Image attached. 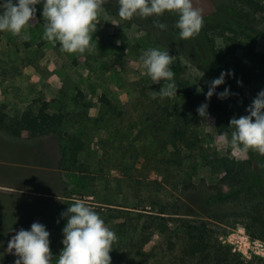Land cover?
<instances>
[{"label": "rangeland", "instance_id": "obj_1", "mask_svg": "<svg viewBox=\"0 0 264 264\" xmlns=\"http://www.w3.org/2000/svg\"><path fill=\"white\" fill-rule=\"evenodd\" d=\"M256 1L264 7V0ZM192 2L204 23L200 33L187 40L180 39L175 13L125 20L118 15V0H104L91 47L82 54L64 52L59 42L44 37L42 4L36 5V17L26 32L0 31V111L6 122L14 124L25 112L37 114L43 103L45 113L61 115L51 136L57 148L50 152L57 150L62 163L49 176L52 190L66 199L57 203L61 207L58 218L50 214L47 225L43 219L54 258L64 247L66 218L61 213L74 201L83 200L116 233L111 264L125 261L127 235L114 226L135 216L127 210L140 214L138 218L147 226L137 234L143 239L140 256L145 264L155 260L150 251L159 238L157 228L162 226L156 215L171 219L176 211L218 225L221 243L244 259L264 264V240L251 237L244 226L255 213L256 201L264 199L263 166L255 150L232 149V127L220 134L212 118H201L196 111L201 105L200 85L218 78L222 71L234 73L229 57L217 70L210 54L211 41L215 47L252 41L257 50H264V10L247 22L237 17L235 0ZM157 22L167 28L155 27ZM250 26L263 36L257 38ZM25 34L28 39L23 38ZM150 48L169 51L172 56L177 95L153 98L167 82L153 83L147 75L140 58ZM222 86L233 93L227 98L230 123L233 117L248 113L246 109L264 90V80L242 86L232 75ZM69 144L78 147L75 159L67 156ZM223 158L249 165L247 180L253 192L220 197L233 188L229 179L224 180ZM160 210L166 213L159 214ZM54 219H60L58 225ZM30 227L0 225V251L10 252L12 237ZM11 253L16 256L14 250Z\"/></svg>", "mask_w": 264, "mask_h": 264}, {"label": "clouds", "instance_id": "obj_2", "mask_svg": "<svg viewBox=\"0 0 264 264\" xmlns=\"http://www.w3.org/2000/svg\"><path fill=\"white\" fill-rule=\"evenodd\" d=\"M103 3L104 0H0V31L15 35L26 32L36 17V5L42 4V16L46 19L44 37L59 42L64 52L82 54L91 47ZM118 3V15L125 20L134 16L147 18L159 17L165 12L175 13L178 17L175 27L181 40L196 37L204 23L192 0H118ZM155 27L164 30L167 25L157 22ZM23 38L28 39V36L25 34ZM140 59L153 83L167 82L153 98L156 95H177L169 51L150 48ZM232 75L231 70L222 71L218 78L208 82L206 101L213 95L221 100L233 95L229 88L219 93L216 91L226 83V77ZM208 106V103H203L197 108L201 118H208ZM246 111L248 115L230 120L229 126L234 129L230 145L236 151L251 149L264 154V90L257 94ZM61 218H66V224L62 229L64 247L60 255L53 257L50 232L46 226L34 222L30 230L21 228L8 243L10 252L14 250L18 257L15 264H54V261L55 264H111L110 252L117 236L94 207L83 200H76L61 213Z\"/></svg>", "mask_w": 264, "mask_h": 264}, {"label": "trees", "instance_id": "obj_3", "mask_svg": "<svg viewBox=\"0 0 264 264\" xmlns=\"http://www.w3.org/2000/svg\"><path fill=\"white\" fill-rule=\"evenodd\" d=\"M235 1L239 5L236 13L237 17L245 19L247 22L255 20L254 15L264 10V7L256 0ZM249 28L253 34H256L257 38L263 36L262 33L251 26ZM211 43L213 46L210 48V54L217 70L224 67L230 58L235 78L240 85H251L264 80V50H257L254 42H227L224 47H215L212 41ZM211 80H206L200 85L201 104L208 103V118L213 119L216 130L218 133L223 134L228 131L230 109L227 98L221 100L217 95H213L210 100L206 101L208 82ZM216 91L217 93L223 92V86H219ZM45 106L46 103H43V107ZM43 107L39 109L37 114L30 115L25 112L14 124H8L5 115L0 111V128L9 130L16 135L25 134L29 136L57 131L61 123V115L47 114ZM71 140L76 142L77 139L73 137ZM77 153L78 147L69 144L67 156L75 159ZM255 153L263 166L264 172V154L258 151H255ZM60 162L62 163V159ZM221 162L225 172L224 180L229 179V184L233 187L227 193L222 194L221 198H234L240 195L243 190L253 192V187L249 185L247 180L248 164L228 158H223ZM254 206L255 213L250 215V221L246 222L244 226L251 237L264 240V199L256 201ZM127 211L126 213L135 216H128L126 220L122 219L114 226L116 231H121L123 235H127L125 237V261H118L115 264H145L141 261L140 256L143 239L138 237L137 234L140 235L141 232H144L147 226L138 218L140 214ZM158 212L159 214L166 213L163 210ZM172 213L177 214L175 218L166 219L161 215H156L159 216L156 218L160 220L159 224L162 226L157 228L159 238L151 248L153 251H150V254L155 257L154 264H260L254 262V259L242 258L239 253L231 251L229 246L221 243L222 233L219 231L221 228L218 225L212 226L202 216H193L190 213H180L178 211ZM218 221L222 222V219H218ZM254 228L263 233H257ZM121 242L120 239L118 244ZM0 264H15V257L3 251L0 254Z\"/></svg>", "mask_w": 264, "mask_h": 264}, {"label": "crops", "instance_id": "obj_4", "mask_svg": "<svg viewBox=\"0 0 264 264\" xmlns=\"http://www.w3.org/2000/svg\"><path fill=\"white\" fill-rule=\"evenodd\" d=\"M51 136L52 132L16 135L0 128V225L43 224V219L47 225L50 214L58 218L57 203L66 196L51 188L49 173L61 160L57 150L50 152L57 148ZM58 221L53 220L57 225ZM3 251L12 254L4 248L0 254Z\"/></svg>", "mask_w": 264, "mask_h": 264}]
</instances>
